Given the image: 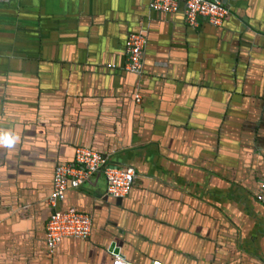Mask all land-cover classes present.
<instances>
[{"label": "crops", "instance_id": "1", "mask_svg": "<svg viewBox=\"0 0 264 264\" xmlns=\"http://www.w3.org/2000/svg\"><path fill=\"white\" fill-rule=\"evenodd\" d=\"M226 1L220 27L151 0L0 2V264H111L113 242L134 264H264V0ZM80 146L135 184L110 197L102 170L70 189L93 233L51 255L55 169Z\"/></svg>", "mask_w": 264, "mask_h": 264}, {"label": "built area", "instance_id": "2", "mask_svg": "<svg viewBox=\"0 0 264 264\" xmlns=\"http://www.w3.org/2000/svg\"><path fill=\"white\" fill-rule=\"evenodd\" d=\"M8 0H0L6 2ZM185 20L192 26L199 25V18L206 17L214 26H223L229 16V9L223 0H185ZM179 0H151V7L164 13H176ZM148 38L144 32H131L127 40L128 63L126 70L138 76L144 73V51ZM137 103L143 100L142 94L135 93ZM104 171L107 180V193L110 197H127L135 184L136 168L134 166L117 167L108 164V158L97 149L80 146L76 149L74 162L57 165L54 173L53 191L49 204L56 208L58 201L65 199L70 189L80 188L99 171ZM262 193L257 197L264 202V184ZM93 230L92 216L75 207L52 213L46 226V243L50 254L55 253L60 243L66 238L87 239ZM113 264H134L117 256Z\"/></svg>", "mask_w": 264, "mask_h": 264}, {"label": "water", "instance_id": "3", "mask_svg": "<svg viewBox=\"0 0 264 264\" xmlns=\"http://www.w3.org/2000/svg\"><path fill=\"white\" fill-rule=\"evenodd\" d=\"M223 2H224V4L227 6V8L229 9V15H230V8H229V6H228V4H227V1L226 0H223ZM150 7H151V3H150ZM152 8V7H151ZM185 8H186V2H180V6H179V10H178V12H176V13H179V12H183V14H184V18H185ZM153 9V8H152ZM161 12V11H160ZM176 13H174V14H176ZM168 14H172V13H168ZM228 18H229V16H228ZM228 20V19H227ZM227 22V21H226ZM225 22V23H226ZM224 23V24H225ZM134 32H144L146 35H147V38H148V34H147V32H145V31H143V30H140V31H134ZM148 41H149V38H148ZM147 45H148V42H147ZM147 47V46H146ZM146 49V48H145ZM143 61H144V73H145V51H144V56H143ZM129 73H131V72H129ZM144 73H143V75H144ZM131 74H134V73H131ZM135 76H137V77H142L143 75H141V76H138V75H136V74H134ZM140 92L141 94H142V91L140 90V89H137L136 90V92ZM135 92V93H136ZM135 93H134V99H135V101H136V98H135ZM142 96H143V94H142ZM143 98H144V96H143ZM137 102V101H136ZM98 151H100V150H98ZM100 152H102V151H100ZM103 153V152H102ZM104 154V153H103ZM106 157H107V155L106 154H104ZM65 162H63V163H60V164H64ZM59 165V164H58ZM114 166V165H113ZM57 167V166H56ZM264 184V183H263ZM52 191H53V189H52ZM69 192V191H68ZM52 193V192H51ZM51 195V194H50ZM259 195V194H258ZM258 195H257V197H258ZM67 197H68V193H67V195H66V197H65V199L64 200H62V201H58V203H57V206H56V208H52L51 206H50V204H49V202H48V204H49V206L51 207V209H52V211H51V215H52V213L54 212V210H56V211H59V210H67V209H70V207L69 208H63L62 207V204L66 201V199H67ZM121 198H119V200H120ZM49 201V200H48ZM259 201V200H258ZM259 202H261V203H263L264 204V202H262V201H259ZM75 208H77V207H75ZM78 209V208H77ZM80 210V209H79ZM82 211V210H81ZM85 212V211H84ZM50 215V216H51ZM93 219V218H92ZM93 227H94V220H93ZM92 233H93V230H92ZM92 235V234H91ZM91 237V236H90ZM89 237V238H90ZM89 238H87V239H89ZM67 239H80V240H87V239H81V238H66V239H64L61 243H60V245H59V247L61 246V244L64 242V241H66ZM58 247V248H59ZM58 248L55 250V253H56V251L58 250ZM110 250L112 251V252H114V254L115 255H118V256H120V257H123L124 258V255H123V253H122V251H121V249L116 245V243L115 242H113L112 244H111V247H110ZM49 251V250H48ZM50 253V252H49ZM55 253H53V254H51V255H54ZM111 264H113V262L111 263Z\"/></svg>", "mask_w": 264, "mask_h": 264}, {"label": "clouds", "instance_id": "4", "mask_svg": "<svg viewBox=\"0 0 264 264\" xmlns=\"http://www.w3.org/2000/svg\"><path fill=\"white\" fill-rule=\"evenodd\" d=\"M0 142L5 143V144H8V143H10V142H13V140L9 141L8 138H4V139H3L2 141H0Z\"/></svg>", "mask_w": 264, "mask_h": 264}]
</instances>
